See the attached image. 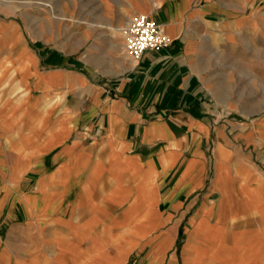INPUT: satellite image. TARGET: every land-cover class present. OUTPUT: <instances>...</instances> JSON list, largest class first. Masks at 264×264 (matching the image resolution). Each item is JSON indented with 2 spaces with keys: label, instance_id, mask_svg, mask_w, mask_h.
<instances>
[{
  "label": "crops",
  "instance_id": "obj_1",
  "mask_svg": "<svg viewBox=\"0 0 264 264\" xmlns=\"http://www.w3.org/2000/svg\"><path fill=\"white\" fill-rule=\"evenodd\" d=\"M94 1L113 53L32 49L0 17V264H264V115L213 97L264 0ZM135 14L170 44L127 57L111 28Z\"/></svg>",
  "mask_w": 264,
  "mask_h": 264
},
{
  "label": "rangeland",
  "instance_id": "obj_2",
  "mask_svg": "<svg viewBox=\"0 0 264 264\" xmlns=\"http://www.w3.org/2000/svg\"><path fill=\"white\" fill-rule=\"evenodd\" d=\"M0 9L7 10V15L0 17L14 20L20 25L24 39L32 49L50 46L62 52L73 53L75 57L86 53H91L94 57L101 55L103 50L114 52L109 41L113 33L107 29L102 32L100 28L90 27V24L97 25V17L94 14H100L99 6L94 0H0ZM113 29L115 28H111L112 31ZM86 30L88 35L84 38L81 33ZM34 42H37V45ZM223 73L229 77L214 80L213 96L218 107L216 113L221 119L234 123L262 117L264 36L261 48L248 53L243 63L225 68ZM205 82L210 91V79ZM189 203L186 202L187 205ZM188 228L189 224L185 218L174 246L177 255L187 238ZM145 257L140 254L134 259L144 260Z\"/></svg>",
  "mask_w": 264,
  "mask_h": 264
},
{
  "label": "built area",
  "instance_id": "obj_3",
  "mask_svg": "<svg viewBox=\"0 0 264 264\" xmlns=\"http://www.w3.org/2000/svg\"><path fill=\"white\" fill-rule=\"evenodd\" d=\"M125 55L133 60L139 59L146 51H158L170 44L165 36L148 16L133 15L122 30Z\"/></svg>",
  "mask_w": 264,
  "mask_h": 264
},
{
  "label": "bare ground",
  "instance_id": "obj_4",
  "mask_svg": "<svg viewBox=\"0 0 264 264\" xmlns=\"http://www.w3.org/2000/svg\"><path fill=\"white\" fill-rule=\"evenodd\" d=\"M142 15H144V14H142ZM113 31H115V32H117V33H119V34L122 33V30H121L120 27H117V28L113 29Z\"/></svg>",
  "mask_w": 264,
  "mask_h": 264
}]
</instances>
